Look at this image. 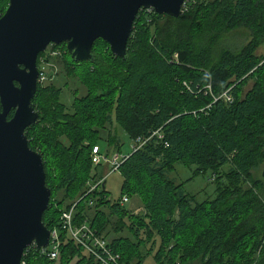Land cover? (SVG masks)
Listing matches in <instances>:
<instances>
[{"label": "trees", "instance_id": "trees-1", "mask_svg": "<svg viewBox=\"0 0 264 264\" xmlns=\"http://www.w3.org/2000/svg\"><path fill=\"white\" fill-rule=\"evenodd\" d=\"M8 4L0 0V17ZM242 30L245 42H225ZM263 44L264 0H197L179 17L143 8L125 58L102 38L90 61L74 60L66 43L52 44L86 93L67 108L56 85L39 82L33 99L39 119L26 133L30 147L43 156L52 190L43 214L48 228H60L63 211L76 203V220H87L98 235L107 238L104 231L114 222L116 230L129 229L133 238L109 240L122 264H143L154 247L156 264H264ZM45 55L51 58L39 53L40 70ZM228 89L231 102L220 98ZM114 123L131 140L152 137L129 151L118 170L121 195L111 200L106 185L89 194L86 185L93 179L94 146L106 151L105 141L109 150L121 151L119 136H101ZM177 163L196 165L193 177L215 174L214 196L199 201L188 193L184 182L171 177ZM133 195L140 197L143 213L120 203ZM61 237L62 264H100L66 231ZM22 261L55 260L31 244Z\"/></svg>", "mask_w": 264, "mask_h": 264}, {"label": "water", "instance_id": "water-1", "mask_svg": "<svg viewBox=\"0 0 264 264\" xmlns=\"http://www.w3.org/2000/svg\"><path fill=\"white\" fill-rule=\"evenodd\" d=\"M184 1L9 0L0 17V264H24L28 246L50 242L43 214L52 190L42 154L30 147L26 133L39 118L33 104L39 53L51 43H66L74 60L90 61L102 38L125 58L141 9L179 17Z\"/></svg>", "mask_w": 264, "mask_h": 264}, {"label": "rangeland", "instance_id": "rangeland-1", "mask_svg": "<svg viewBox=\"0 0 264 264\" xmlns=\"http://www.w3.org/2000/svg\"><path fill=\"white\" fill-rule=\"evenodd\" d=\"M242 33H234L233 39L232 36H228L225 42L228 44L236 43L242 44L246 41V31H241ZM264 52V44L260 48V53ZM47 54L51 55V58L46 61L44 60L46 55L41 58L42 62L40 67L43 70L42 75V83L43 84H50L53 83L56 85L57 88L60 89V101L67 107L70 108L74 102V100L78 97H81L83 94L86 93V87L81 82V79L78 74L76 73H68L67 67L63 62L62 50L60 48L54 49L53 47H48ZM185 85V84H184ZM250 85L247 86V88ZM111 132L112 134H116L120 137V139L124 142L121 151L115 149H108L105 141H101L104 145V150L107 151H115V152H122L127 153L131 150V146L133 144V140L129 138L127 133L122 130V128L117 124L114 123L112 126H108L106 130H103L101 136L107 140L108 134ZM101 147L102 145L99 144ZM101 171L105 169V167L99 168ZM196 169V165L186 166L182 163H177L175 168L171 173V177H174L177 182H184V188L188 193L194 194L195 197L199 201H203L208 197H212L215 194L216 190V176L215 174L212 175L211 172L197 174L193 177L194 170ZM263 166L255 170V176H260L262 173ZM106 177V189L109 192V199L115 200L120 197V189L121 184L123 181L122 174L120 171H113L110 172L109 170L105 172ZM129 201L124 203L127 209L137 211L138 213H143L142 210V203L141 199L138 195H133L128 197ZM106 211L107 208H106ZM117 217L113 216V221H116ZM126 222H129V218L125 219ZM116 222L113 225H109L107 230L104 232L109 233L107 236L108 240L115 238L117 236L121 237H130L131 232L128 228L123 230H116L117 226H115ZM149 246V243H148ZM145 251V249L143 248ZM156 251V247H154L153 251L149 254L148 258L144 261L143 264H156L157 262L154 260L153 255ZM73 264V262H71ZM49 264H62L60 261V257L55 259V261L50 262ZM191 264H202L200 261H194Z\"/></svg>", "mask_w": 264, "mask_h": 264}, {"label": "built area", "instance_id": "built-area-1", "mask_svg": "<svg viewBox=\"0 0 264 264\" xmlns=\"http://www.w3.org/2000/svg\"><path fill=\"white\" fill-rule=\"evenodd\" d=\"M197 0H185L181 7V14L187 12L191 8V4L195 3ZM152 10V8H148ZM177 58V54L175 55ZM43 70L41 68L39 75V82H42ZM185 86L190 89V85L184 82ZM223 97L227 101H233V97L229 92V89L223 92L220 98ZM216 99H218L216 97ZM154 134L162 137L163 134L159 131L154 132ZM153 134V135H154ZM152 137V136H151ZM144 137H137L133 140L131 146V151L138 150L141 148L149 139ZM129 153L122 152H109L103 151L100 145L93 147L92 151V162H93V179L89 180L86 185V194L93 192L99 186L106 182L105 173L99 174L98 168L105 167V171H118L122 163L128 158ZM128 196H124L120 203L128 202ZM93 203V199L90 201ZM60 228L55 227L50 229V242L46 247H41L43 253H45L49 259L55 260L59 257L60 247L62 244L61 232L66 231L70 237L75 241V243L81 245L84 251L95 258L100 264H122L120 260V254L115 253L110 248V243L107 238L103 235H98L96 231L88 224V221L80 222L76 220V203H74L69 209L63 211L61 215ZM34 245V244H33Z\"/></svg>", "mask_w": 264, "mask_h": 264}, {"label": "flooded vegetation", "instance_id": "flooded-vegetation-1", "mask_svg": "<svg viewBox=\"0 0 264 264\" xmlns=\"http://www.w3.org/2000/svg\"><path fill=\"white\" fill-rule=\"evenodd\" d=\"M53 43H51L48 47H50L51 45H52ZM48 47H47V49H48ZM47 49L45 50V51H47ZM36 109V108H35ZM37 110V109H36ZM38 111V110H37ZM39 119V118H38ZM37 119V120H38ZM31 126V125H30ZM43 157V156H42ZM44 161V160H43ZM33 245V244H32ZM34 246H36L35 244H34Z\"/></svg>", "mask_w": 264, "mask_h": 264}, {"label": "crops", "instance_id": "crops-1", "mask_svg": "<svg viewBox=\"0 0 264 264\" xmlns=\"http://www.w3.org/2000/svg\"><path fill=\"white\" fill-rule=\"evenodd\" d=\"M127 153H129V152H127Z\"/></svg>", "mask_w": 264, "mask_h": 264}]
</instances>
